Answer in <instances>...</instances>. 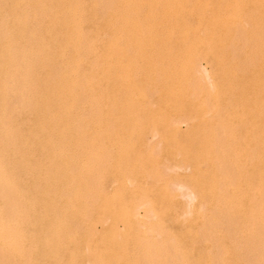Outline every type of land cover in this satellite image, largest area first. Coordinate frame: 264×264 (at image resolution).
<instances>
[{
    "label": "rangeland",
    "instance_id": "obj_1",
    "mask_svg": "<svg viewBox=\"0 0 264 264\" xmlns=\"http://www.w3.org/2000/svg\"><path fill=\"white\" fill-rule=\"evenodd\" d=\"M0 1H2L0 8L4 6L3 13H0L3 17L5 15L9 16V19L7 16L4 17L5 21H2V16L0 17V21L3 22L0 23L3 24V27H6L4 29L2 27L3 31H1L0 36L3 37L6 32H9L6 33L7 35L5 34L7 37H0L5 40L3 43L0 39V43H3L2 47L7 46L6 48L3 47V51L5 49L4 53L7 52L8 42H10L8 40L13 38L15 41L12 43L11 40L8 48L10 52L5 53L10 56H8L9 58L2 55V49V53L0 52V58L2 56L6 58L5 60L2 57L3 65L0 63V66H2L0 69L2 70L4 64H7L9 69L5 65L4 67L7 69L3 70H7V73L11 71L10 76L5 71L0 72L2 74L3 72L6 73L8 78L10 77L7 81V77L5 80V75L1 74L0 85L3 86V82L1 83L3 79L7 83L9 81L14 83L11 87L10 83L4 82L5 86H0L2 90H0V97L6 98L4 95L6 94V88L9 89L7 90L8 94L12 93L11 95H13L14 92H17L12 97L9 94L11 98H6L5 103L3 98H0V105H2L0 120L3 123L0 121V125L4 129L0 130V132L4 131L0 133V137L2 134L4 136L3 141L2 137L0 138V168L2 167L0 176L3 177L0 178V218L3 219L0 220L2 222L0 223L2 226L0 227V234L4 235L3 238L0 235V242L4 240V244L3 242L0 243V245H4L0 246V249L3 247L0 254L5 258L6 255L8 256L7 259L2 257L5 260L4 264H103L104 262L106 264H264V0H103L105 3L102 0H97L98 3L94 1L93 5L97 4L98 6L92 5L93 7L90 5L93 0H89L90 3L87 0L90 7L88 4L85 5L86 3L80 4V1L73 0V3H75H72L73 5H76V3H79L78 6L82 5L81 7L76 5L77 8L75 7V9L77 10H80L83 5L88 7H83L80 10L81 12L92 8L91 11L96 12V14L91 12L97 17H95V21L94 16L90 17L89 10L83 13V16L86 17L81 16L82 13L79 12L80 15L77 11L83 17L79 18V15L77 14V17L76 12H74V6H70V10H73L76 18L73 12L67 8L71 1L40 0V2L38 0L37 2V0H32L34 2H31L33 3L31 5L29 3L31 0H26L33 9V14L36 9L42 11L47 8L46 10H48L49 6L51 12L44 10L43 13L45 14H43L36 11L35 16L28 15L29 18L22 16L21 21H18V24L21 22L19 24V26L21 25V34L16 21L19 15L17 17L16 14L25 12L24 14L27 15L29 10L31 12V8L28 9L29 6L25 4L27 3L25 0H20L25 2L13 0V3L11 0L12 4L9 0ZM16 1L21 7V12L19 8V10L17 9L18 13L16 11L18 6ZM84 2L86 1L84 0ZM5 3L7 6L9 3L10 6L16 4V8H14V5L13 8L3 5ZM20 3H23L25 8ZM58 3L62 9L66 8L64 14L62 13L63 10L60 11L58 8L60 7ZM5 8L7 14L4 12ZM10 8L15 9V15ZM100 11L105 13V15L102 14L104 18ZM66 12H70V16ZM23 13L21 15H24ZM52 13L59 14V17ZM39 14H41L42 19H40ZM13 15L16 20L13 19ZM37 15L39 18H36ZM48 15H53L54 19L58 17L56 23L61 24H58V26L55 23L56 20H53L50 16L47 17ZM71 15L74 16V20ZM33 17L36 25L32 23ZM100 17L102 18L100 19ZM24 18L30 20L32 26H30V23L25 22L29 24L26 28L25 23L22 22ZM47 18L48 20L52 18L53 21L51 19L48 21ZM6 19L9 20V23ZM65 19L68 22H66L67 24ZM77 19H81V21ZM97 19L98 21L104 19L105 24H102L104 20L97 22ZM75 20L77 21L75 22ZM84 20H87L86 22L89 24L92 23L91 21L97 22V24L93 22L90 26L87 25L89 27L86 26L87 29ZM10 21L12 23L14 21V25L10 24ZM4 22L9 25L10 31L7 25H4ZM39 22H42V24ZM43 22L46 23L45 26H48L47 22H49V25L53 27L48 26V29L46 27V30H44ZM63 22L65 26L69 24L71 30L67 31L66 27L62 25ZM71 23L74 28L79 27L78 30L84 26V30L81 28V32L79 31L80 35L76 28L75 30L72 29ZM91 25H94V27H91ZM101 25L104 29H100ZM36 26L43 28H39L42 34L37 32L39 30ZM57 26L60 28H57ZM30 27L31 30H29ZM33 27L37 29L35 30ZM16 28L18 31H16ZM25 28L28 30L25 31ZM97 29H100V32ZM57 30H59V34L62 32V35L57 34ZM72 30L74 33L71 32ZM27 31L32 32L33 36L35 35V38L26 35L27 39H32L29 40L30 44L32 42L31 47H35L40 43V47H35L40 52L37 51L36 53V50L32 47L34 55L29 53L32 50H28L29 52L26 50L30 46L24 35ZM12 32H17L19 35ZM29 32L27 33L30 34ZM36 32L38 35H36ZM46 32H52L51 36L48 35V37ZM88 33L91 34V37ZM9 34L16 36L12 37ZM76 34L81 39L77 40ZM82 34L83 36L80 37ZM86 34L88 38L85 37ZM39 35L43 39V41L40 40L41 42H38L40 37L37 38V36ZM55 35H59L62 40L58 36L55 37ZM20 36H24L25 38L22 37L24 40L21 39V42H16L21 38ZM29 36L30 38H28ZM53 37L57 41L54 39L52 41L51 38ZM68 37L71 38V41H67ZM49 39L50 41H48ZM22 41L26 42L23 43ZM72 41L78 46L72 44ZM56 42L60 46L56 47L54 45L57 49L55 54L64 53L63 55L56 56L53 53L55 51H53L54 46L52 45ZM16 43L18 47L13 50L12 45L15 47ZM36 43L38 44L36 45ZM42 43L44 45L48 44L46 47L48 50L45 49ZM84 43L85 47L81 49ZM87 43H93L94 48L89 44L88 49ZM71 44V47H76V55L74 56L78 55L77 58L75 57L77 63L74 60V53L71 54L70 52H74V49L70 48ZM79 45L82 51L79 49ZM115 45L116 47H114ZM41 47L43 48L42 52ZM67 47L70 48V51ZM95 47L96 50H93ZM17 48H19L18 52H16ZM59 48L62 53L59 52ZM10 49L15 51L16 54ZM21 49L23 50L21 51ZM79 50L81 53H78ZM87 50L93 54L91 55ZM97 50L98 52H96ZM51 52L53 55L50 54ZM83 52L86 53V56L83 55ZM65 53H70L71 56L70 54L65 55ZM16 55L18 57L21 55L19 57L21 60H16L18 58ZM23 55L26 56L22 58ZM14 56L15 58H13ZM31 56L33 59H31ZM38 56L41 58L38 59L40 62L37 61ZM54 56L55 58L58 57L56 59L58 64L54 60ZM87 56H94L95 58L93 57L92 60L91 57L88 61ZM7 58L10 60L13 58L11 60L13 62L7 61ZM46 59L48 60L44 61ZM22 60L26 62H23L20 67ZM59 60L64 63L59 65V62H61ZM17 61L19 62L17 63ZM14 62L18 65L15 64V69L17 68L15 72L21 68L23 70L29 65L27 67L29 69H24L23 72L30 73L28 71L33 70L31 72L35 74L33 77L36 79L40 77L38 80L41 83L35 79L34 81L33 77H29L32 76L31 73L28 76L27 73L22 75L23 72L20 70V74L25 76L22 80L21 75H16L13 70H10L14 69ZM37 62H39L38 64L44 63H41L40 66L37 65V69H35ZM68 62L70 65H67ZM100 62L103 65H99ZM23 64H27V66ZM63 65L66 66L65 73L62 70L65 76L62 75L61 71L58 72V70L64 69ZM98 65L101 68L100 70ZM67 66L68 69L71 67V72L67 69ZM35 70H38V72L36 71V73ZM55 72L61 73V76L58 77L56 74L54 76ZM12 74H14L13 77ZM84 75L87 76L85 77L87 79L83 77ZM93 75L95 77L92 78ZM16 76L17 78H14ZM18 76L22 80L20 85L23 86L21 88L25 89H22L23 92L18 83L20 81L16 82V80H19ZM62 76L64 81L65 77L66 79L69 77L71 81L66 80L64 82ZM91 78L94 81H91ZM57 80H61L66 84L70 82L71 85L74 81L76 84L71 86L68 83L65 87L63 86L65 89H62L61 81L58 83ZM30 81L31 83H29ZM22 82L24 83L22 84ZM63 82L62 84H64ZM86 82L92 83L90 84L92 86L89 84L90 87L84 85L83 83ZM39 84L43 88L38 87L37 93L34 86H39ZM8 85L11 88L14 86L17 88L18 86L17 89L20 91H14V88L10 90ZM32 86L34 88H31ZM54 87L58 89L55 94L59 97L51 95L54 94L52 91H55ZM68 88L69 94L67 93ZM31 91H33V96L35 94L36 97L29 96ZM59 91L60 93H58ZM64 91L65 95H63ZM73 91L80 94L78 95ZM2 92L4 93L1 94ZM19 92L21 96L24 95V98L22 97L24 102L20 99ZM45 92L46 95L43 94ZM40 93L42 96H40ZM8 94L6 95L8 96ZM15 95H19L18 98ZM83 95L89 97L82 101L79 96L85 98ZM27 97H31L30 101ZM62 98L66 99L63 100ZM69 98L72 99L68 101ZM8 99L14 101L10 103ZM32 99L35 101L37 99V101H32ZM50 99L55 102L49 101ZM72 100L73 102H71ZM75 100L79 101L77 105L73 104ZM26 101L30 102H27V107L25 106ZM29 104L34 107L31 109ZM40 104H43L42 107H40ZM49 104L51 106L48 107ZM44 105L46 106L44 107ZM78 105L80 107H77ZM5 106H9L6 111L14 109L13 106H18V110L15 108L18 112L14 109V113L11 111L9 112L10 116H8V111L6 112L4 111L5 108L3 109ZM20 106L21 108H19ZM37 107L38 109H36ZM50 107L53 109L51 110ZM43 108L46 112H48L47 108L50 109V114H48L51 117H45L48 114L44 112ZM2 110L3 113L6 112L8 115L6 113L3 115ZM53 111L55 112L53 113ZM15 112L16 114L19 113L24 120L19 114L15 118ZM62 114L65 121L61 118ZM3 116V119L6 118L5 122L2 120ZM20 120H23V125L20 124ZM7 121L11 131L6 129L8 127V124L6 125ZM55 122L58 124L56 125ZM35 125H38V127ZM2 127L0 128L2 129ZM23 127L25 128L21 129ZM5 129L8 132H5ZM19 129L23 131L19 133ZM29 130L31 133L28 132ZM10 132L12 134H9ZM53 132H55V135ZM16 135L19 136L16 137ZM21 139H23L22 142ZM9 141H12V144ZM15 144L19 146L16 147ZM14 151L18 155L13 154ZM8 155L10 156L7 158ZM16 155L21 156L17 157ZM18 161H21L22 165ZM34 161L37 162L34 163ZM214 161H216V165ZM198 168L202 170L199 171ZM146 176L149 178L147 179ZM1 190H8L7 194ZM166 196L170 198L167 200ZM2 197L5 203L10 206H6L7 209L4 207L6 204ZM203 201L204 203H201ZM200 203L201 205L204 204L203 209L200 208L203 206H200ZM133 204L136 206L133 207ZM149 207L156 214L155 217L154 213L149 215L151 213ZM2 208L7 211L4 212ZM12 208L16 209L13 210ZM133 208H135V212H133L137 215L130 214ZM4 214L11 216L13 222L8 215L3 218L2 215ZM131 215L132 217L136 216L133 222L131 221L133 218H130ZM182 215L185 217H181ZM197 215L198 217H196ZM111 216H113L112 219ZM151 216L153 217L151 218ZM156 218L158 224L161 222L160 227L155 224ZM193 218H198L196 219L197 222ZM205 220L209 221L210 226ZM4 222L6 226H9L7 228L11 227V229L7 230L3 224ZM3 226L5 230H3ZM162 227L163 229H160ZM188 227H190V230L187 229ZM152 228L155 229L154 233L150 231V229L153 230ZM156 229L159 230L156 231ZM206 229L210 232L207 231V233ZM13 231L15 233H12ZM13 234H15V238H10ZM17 237L18 240L14 241ZM170 237L173 238L171 241ZM167 238L170 242L166 240ZM6 240L9 244L5 243ZM90 242L93 244H90ZM95 246H97V249ZM5 247H8L6 248V250L8 249L7 252L12 254H5L7 253ZM15 248L17 250H14ZM11 249L13 250L11 251ZM208 250L212 253L209 254ZM172 253L173 255L170 256ZM175 255L176 259H174ZM9 257L11 258L9 259ZM1 259L0 264L3 262ZM11 259L12 263H10ZM7 261L9 262L7 263ZM168 261L169 263H167Z\"/></svg>",
    "mask_w": 264,
    "mask_h": 264
},
{
    "label": "bare ground",
    "instance_id": "obj_2",
    "mask_svg": "<svg viewBox=\"0 0 264 264\" xmlns=\"http://www.w3.org/2000/svg\"><path fill=\"white\" fill-rule=\"evenodd\" d=\"M7 1H8V0H7ZM9 1H10V3H11V0H9ZM14 1H15V0H14ZM17 1L19 2L20 0H17ZM17 1H16V4L18 3ZM25 1H26V0H25ZM25 1H20V2H25ZM28 1H29V0H28ZM28 1H26L27 3H25V4H27L28 6H29V3L34 2V1L31 0V1L28 3ZM39 1H40V0H39ZM51 1H52V0H51ZM56 1H59V0H56ZM63 1H64V2H69V1H71V2H70V5H69V3H67V5H69L67 8H69V10H70V8H71L70 6H74L73 9H74V12H76V15L80 12V13H82V15H81L80 13H79V14H80L81 16H83V13H84V12L86 13L87 10H89L90 13L93 12V11H91L92 8L87 9V10L85 9V11L82 10V12H81L80 10H81L83 7H84V8H88V7H85L84 5H83L82 8H80V10L75 9L76 5H77V7H81L82 5L78 6L79 3H78V4L76 3V5H73V4H75V3H73V0H67V1L63 0ZM78 1H80V4H81V3H83V4L86 3L85 5L88 4V3H87V0H85L86 2H84V0H78ZM81 1H82V2H81ZM88 1H89V0H88ZM94 1H96V3H98L97 0H93V2H91L92 4H91L90 1H89L91 7H93V6H95V5L98 6L97 4L93 5V4H94ZM102 1H103V0H102ZM105 1H106V0H105ZM105 1H103V2L105 3ZM1 2H2V1H0V4H1ZM5 2H6V1H5ZM37 2H38V0H37ZM40 2H41V1H40ZM40 2H39V3H40ZM44 2H45V1H44ZM48 2H49V1H48ZM61 2H62V1H61ZM74 2H76V1H74ZM3 3H4V2H3ZM10 3H9L8 6H9V7H12L14 4H13L12 6H10ZM12 3H13V0H12ZM12 3H11V4H12ZM14 3H15V2H14ZM45 3H46V2H45ZM54 3H55V1H54ZM72 3H73V4H72ZM16 4L14 5V8H16V7H15ZM20 4H21V3H20ZM25 4H24V5H25ZM34 4H35V3H34ZM51 4H52V3H51ZM58 4H59V3H58ZM71 4H72V5H71ZM3 5H6V3L3 4ZM17 5H18V4H17ZM31 5H33V3H31ZM35 5H36V4H35ZM47 5H48V4H47ZM53 5H54V4H53ZM55 5L58 6L57 4H55ZM65 5H66V4H65ZM67 5H66V6H67ZM90 5L88 4L89 7H90ZM92 5H93V6H92ZM104 5H105V4H104ZM104 5H103V6H104ZM133 5H134V4H133ZM6 6H7V5H6ZM6 6H5V7H6ZM8 6H7V7H8ZM21 6H23V3L21 4ZM36 6H37V5H36ZM38 6H39V5H38ZM42 6H43V5H42ZM42 6H40V7L42 8ZM59 6L61 7L60 4H59ZM103 6H101V7L104 8ZM127 6H129V4H127ZM237 6H238V5H237ZM7 7H6V8H7ZM23 7H24V6H23ZM33 7H34V6H33ZM44 7H45V4H44ZM46 7H48V6H46ZM54 7H55V6H54ZM54 7H53V8H54ZM60 7H58V8L60 9V11L63 10V11H62V13H63L64 10H65L66 8L62 9V7H61V8H60ZM64 7H65V6H64ZM77 7H76V8H77ZM131 7H132V6H131ZM3 8H4V6H3ZM3 8H2V7L0 8V9H1V10H0L1 13H3V10H2ZM6 8H5V11H4L5 14H7V13H6ZM12 8H13V7H12ZM12 8H10V9H12ZM18 8L20 9L21 7H19V5L17 6V8H16L17 13H18V10H19ZM24 8H25V7H24ZM24 8H23V9H24ZM27 8H28V7L26 6V9H27ZM30 8H31V7L29 6L28 9H30ZM36 8H37V7H36ZM36 8H35V9H36ZM49 8H50V6L48 7V10H49ZM51 8H52V7H51ZM56 8H57V7H56ZM56 8H55V10H56ZM94 8H95V7H94ZM17 9H18V10H17ZM38 9H40V8H38ZM46 9H47V8H45L44 10H46ZM99 9H101V8H99ZM24 10H25V9H24ZM32 10H33V9L31 8V12H30V10H29V11H28L29 13H28L27 15H25V14H24L25 12H24V13L21 12V9H20V12H21L20 14H16V13L14 12L15 9H14V10L12 9L11 12L13 11V12H14V15L16 14V16L19 15L20 18L17 16L19 19L17 18V20H16V18H15L14 15H13L12 17H14L13 19L16 20V21H17V24H18V21H19V20L21 21V17H22V16H23V17H24V16H27V17H28V15H29V16H33L34 14L36 15V13H35L36 11H37V13H39V12H42V13H43V11H44V10L41 11V10H37V9H36L35 11H33V12H34V14H33V13H32ZM48 10H46V11H48ZM52 10H54V9H52ZM55 10H54V11H55ZM69 10H68V11H69ZM25 11H26V10H25ZM49 11H50V10H49ZM70 11H71V10H70ZM77 11H78V13H77ZM94 11H95V10H94ZM98 11H99V10H98ZM98 11H97V13H98ZM101 11H102V9H101ZM101 11H100V12H101ZM103 11H104V10H103ZM7 12H8V11H7ZM13 12H12V13H13ZM26 12H27V11H26ZM50 12H51V11H50ZM50 12H48V13H50ZM55 12H56V11H55ZM71 12H73V10H72ZM74 12H73V15L75 16ZM104 12H105V11H104ZM104 12H103V13L101 12L100 14H101V15H102V14L105 15ZM1 13H0V17L2 16ZM22 13H23L24 15H21ZM31 13H32V14H31ZM42 13H41V14H42ZM48 13H46V14H48ZM58 13H59V10H58ZM60 13H61V12H60ZM62 13H61V14H62ZM66 13H67V15H68L70 12H66ZM66 13H65V15H66ZM87 13H88V12H87ZM90 13H89V14H90ZM93 13H94V12H93ZM30 14H31V15H30ZM41 14H39L40 19H42V18H41ZM43 14H45V13H43ZM43 14H42V15H43ZM50 14H51V13H50ZM52 14H54V13H52ZM55 14L59 17V14H57V13H55ZM55 14H54V15H55ZM63 14H64V13H63ZM70 14H71V13H70ZM70 14H69L68 16H70ZM79 14H78V15H79ZM94 14H96V12H95ZM100 14H98V15H100ZM3 15H4V14H3ZM35 15H34V16H35ZM78 15H77V17H78ZM80 15H79V18L81 17ZM6 16H7V15H5L4 17H6ZM43 16H44V15H43ZM49 16L52 17V18L54 17L53 15H52V16H51V15H48L47 17H49ZM57 16H55V17H57ZM60 16H61V15H60ZM74 16L71 15V18H72L73 20L75 19V18H73ZM89 16H90V15H89ZM89 16H88V18H89ZM92 16H94V15L91 13V16H90V17H92ZM102 16H103V15H102ZM4 17H3V16L1 17V18H3L2 21H5V18H4ZM27 17H26V18H27ZM37 17H38V15L36 16V18H37ZM39 17H38V18H39ZM44 17H45V16H44ZM58 17L55 18V19L53 18V20H56V19L58 20ZM61 17H62V16H61ZM64 17H65V16H64ZM64 17H63V18H64ZM75 17H76V16H75ZM77 17H76V18H77ZM83 17H86V16H83ZM83 17H81V18H83ZM95 17H96V16H94V21L96 20ZM1 18H0V20H1ZM7 18L9 19V16H7ZM26 18H24L25 20L23 19L22 22H23V23H25V22L30 23V22H29L30 20H28V19H26ZM28 18H29V17H28ZM36 18H35V20H36ZM45 18H46V17H45ZM52 18H49V20L51 19V21H53ZM66 18H67V16H66ZM68 18H69V17H68ZM96 18H97V17H96ZM101 18H102V17H100V19H101ZM103 18H104V16H103ZM40 19H39V20H40ZM43 19H44V18H43ZM61 19H62V18H61ZM86 19H87V18H86ZM6 20H7V19H6ZM10 20H11V19H10ZM26 20H28V21H26ZM32 20H33L32 23H34V17H33ZM37 20H38V19H37ZM47 20H48V18H47ZM49 20H48V21H49ZM57 20L55 21V23L57 22ZM63 20H64V19H63ZM73 20H72V21H73ZM77 20H78V19H77ZM77 20H75V22H76ZM90 20H91V19H90ZM92 20H93V19H92ZM103 20H104V19H103ZM103 20H101V21L99 20V21H98V19H97V22H102ZM2 21H0V22H2ZM8 21H9V20H7V22H8ZM78 21H81V19L78 20ZM84 21L86 22L87 20H84ZM94 21H91V22L93 23ZM10 22H11L10 24L14 25V24H13L14 21H13V23H12V21H10ZM44 22H45V21H44ZM44 22H43L44 27H45L44 30H46V27H47V29H48V26H52V25H49V22H47L48 26H45L46 23H44ZM58 22H59V21H58ZM66 22H67V21H66V19H65V23H66ZM75 22H73V23H75ZM89 22H90V21H89ZM97 22H96V23L94 22V23L97 24ZM104 22H105V20L102 22V24H103ZM2 23H3V22H2ZM8 23H9V22H8ZM39 23L42 24V22H39ZM50 23H51V22H50ZM53 23H54V22H53ZM53 23H52V24H53ZM63 23H64V22H63ZM65 23L62 24V25L65 26ZM67 23H68V22H67ZM67 23H66V24H67ZM79 23H82V22H79ZM79 23H78V24H79ZM92 23H90V24H92ZM15 24H16V23H15ZM17 24H16V25H17ZM19 24H21V22H19ZM19 24L17 25V28H19V31H20V26H21V25L19 26ZM34 24L36 25V22H35ZM56 24L58 25L59 23H56ZM60 24H61V23H60ZM60 24H59V25H60ZM76 24H77V23H76ZM83 24H84V23H83ZM83 24H81V25L83 26ZM90 24H89L88 22H86V24H84V25H85V28L89 27ZM99 24H100V23H99ZM104 24H105V23H104ZM0 25H1V27H0V28H1V30H0V34H2L1 31H3V30H2L3 24L0 23ZM4 25H7V24H5V22H4ZM12 25H11V26H12ZM16 25H15V27H16ZM24 25H26V28H28V25H29V24H26V23H25ZM38 25H40V24H38ZM59 25H58V26H59ZM71 25H72V23H71ZM87 25H89V26H87ZM18 26H19V27H18ZM22 26H23V25H22ZM30 26H32L31 23H30ZM58 26H57V28H60V27H58ZM64 26H63V28H64ZM79 26H80V25H79ZM86 26H87V27H86ZM96 26H98V25H96ZM103 26H104V25H103ZM8 27H9V25H7V28H8ZM12 27H14V26H12ZM12 27H11V28H12ZM36 27H38V26H36ZM52 27H53V26H52ZM65 27H66L65 29H66L67 31L71 30V28L69 27V24L66 25ZM71 27H72V29L74 28L73 25H72ZM83 27H84V26H83ZM83 27H80V30H81V28L83 29ZM91 27H94V25H93V26L91 25ZM91 27H90V31H91ZM99 27H100V25H99ZM4 28H6V27H3V29H4ZM17 28H16V31H18ZM26 28L24 29L25 31L28 30V29H26ZM33 28H34L35 30L37 29V28H35V27H33ZM39 28H42V27L39 26V27H38V30H39ZM49 28H50V27H49ZM55 28H56V27L54 26V29H55ZM61 28H62V26H61ZM68 28H69V29H68ZM75 28H76V27H75ZM75 28H74L73 30H75ZM78 28H79V27L76 28V31L78 30ZM95 28H96V27H95ZM102 28H103V27H102V25H101V28H100V29H102ZM31 29H32V28L30 27L29 30H31ZM42 29H43V28H42ZM87 29H88V28H87ZM92 29L94 30V28H92ZM100 29H97V31H99ZM103 29H104V28H103ZM6 30H7V29H6ZM8 30L10 31V28H8ZM12 30H13V28H12ZM14 30H15V29H14ZM50 30H51V28H50ZM61 30H62V29H61ZM63 30H64V29H63ZM63 30H62V31H63ZM73 30L71 31L72 33H74ZM80 30H78V33H79ZM83 30H84V29H83ZM93 30H92V33L94 32ZM40 31H41V30H39V31H37V32H40ZM52 31H53V30H52ZM58 31H59V30H57V34H59ZM64 31H65V30H64ZM76 31H75V32H76ZM86 31H87V30H86ZM86 31H85V32H86ZM27 32H29V31H27ZM27 32H26V33H27ZM37 32H36V35H38ZM41 32H42V31H41ZM41 32H40V34H42ZM44 32H45V31H44ZM55 32H56V30H55ZM60 32H61V31H60ZM80 32H81V31H80ZM99 32H100V31H99ZM4 33H5V32H4ZM6 33H9V32H6ZM6 33H5V34H6ZM12 33H13V34H16V35H19V33H17V32H16V33H15V32H12ZM23 33H24V31H23ZM26 33L24 34L25 37H26V39H27V36H26V35H31V38H32V36H33V35L31 34L32 32H31V33L29 32L30 34H28V33L26 34ZM49 33H50V32H46L47 36H48V35L51 36L52 32H51L50 34H49ZM78 33H77V34H78ZM103 33H104V31H103ZM5 34H4V36H5ZM10 34H11V33H10ZM10 34H9V35H10ZM20 34H21V31H20ZM54 34H55V33H54ZM60 34L62 35V32H61ZM60 34H59V35H60ZM65 34H66V33H65ZM65 34H64V35H65ZM68 34H69V33H68ZM77 34H76V35H77ZM101 34H102V32H101ZM236 34L238 35V33H236ZM6 35H7V34H6ZM16 35H10V36L15 37ZM59 35H55V37H56V36L59 37ZM64 35H63V36H64ZM70 35H71V34H70ZM79 35H80V33H79ZM84 35H85V34H84ZM88 35H89V33H88ZM90 35H91V34H90ZM90 35H89V36H90ZM96 35H98V34H96ZM103 35H104V34H103ZM234 35H235V34H234ZM241 35H242V34H241ZM4 36H3V37H4ZM49 36H48V37H49ZM63 36H62V37H63ZM67 36H68V35H67ZM74 36H75V34H74ZM82 36H83V34H82L80 37H82ZM93 36H94V35H93ZM227 36H228V35H227ZM235 36H236V35H235ZM0 37L3 38L2 35H1ZM5 37H7V36H5ZM12 37H11V38H12ZM20 37H21V36H20ZM22 37H24V36H22ZM22 37L19 39L20 41L17 39L18 41H16V42H21ZM25 37H24V38H25ZM33 37L35 38V35H34ZM38 37H40V38L38 39V40H39L38 42H41L40 40L43 41V39H41V36H40V35L37 36V38H38ZM42 37H43V36H42ZM44 37H45V36H44ZM58 37H57V38H58ZM72 37H73V36H72ZM77 37H78V38H77ZM77 37H76L77 40L81 39V38H79L78 35H77ZM85 37H87V34H86ZM90 37H91V36H90ZM101 37H102V36H101ZM101 37H100V39H101ZM1 38H0V39H1ZM17 38H18V36H17ZM28 38H30V36H29ZM34 38H33V40H34ZM46 38H47V37H46ZM59 38H60V37H59ZM59 38H58V39H59ZM63 38H64V37H63ZM65 38H66V37H65ZM68 38H69V37H68ZM68 38H67V41H71V40H70L71 38H69V39H68ZM87 38H88V37H87ZM95 38H96V37H95ZM98 38H99V37H98ZM222 38H224V37H222ZM233 38H234V37H233ZM8 39H9V38H8ZM14 39H15V38H14ZM26 39H25V40H26ZM47 39H48V38H47ZM52 39H54V37L51 38V40H52ZM60 39H61V38H60ZM60 39H59V40H60ZM73 39H74V38H73ZM73 39H72V40H73ZM76 39H75V40H76ZM82 39H84V38H82ZM1 40H2V42L4 43L5 40H4V39H1ZM1 40H0V42H1ZM6 40H7V39H6ZM11 40H12V43H13V41H14L13 38L10 39V40H8V41H10V42L7 41L8 44H9V45H8V48H9V46H10ZM22 40H24V39H22ZM29 40H30V39H27V40H26V41L29 42L28 44L30 45V46H29V49H26V50H27V51H28V50H29V51L32 50V52H29V51H28V52L33 54V49H35V47L39 46L40 43H39V44L36 43V45H37V44H38V45L35 46V47L32 46V47H33V49H32V47H31L32 42H31V44H30V41H31L32 39H31L30 41H29ZM35 40H37V39H35ZM54 40H56V38H55ZM59 40H58V41H59ZM61 40H62V39H61ZM77 40H76V42H77ZM89 40H90V39H89ZM26 41H24V42H26ZM46 41H47V40H46ZM46 41H45V42H46ZM48 41H50V39H49ZM52 41H53V40H52ZM56 41H57V40H56ZM64 41H65V40H64ZM73 41H74V40H73ZM73 41H72V44L75 45L76 43H73ZM80 41H81V40H80ZM82 41L84 42V40H82ZM14 42H15V41H14ZM22 42H23V41H22ZM24 42H23V43H24ZM78 42H79V41H78ZM85 42H86V41H85ZM87 42H88V41H87ZM89 42H91V41H89ZM3 43H2V44H3ZM33 43H34V41H33ZM52 43H53V42H52ZM57 43H58V42H56V43L53 44L52 46L55 45L56 47H57V46L59 47L60 45H57ZM60 43H61V42H60ZM68 43H69V42H68ZM70 43H71V42H70ZM70 43H69V44H70ZM0 44H1V43H0ZM2 44H1V48H0V52H1V53H2V51H3V47H4V46L2 47ZM5 44H6V43H5ZM5 44H4V45H5ZM20 44L22 45V43H20ZM61 44H63V43H61ZM64 44H65V42H64ZM72 44L70 45V48H71L72 50L74 49V52H73V51H70V48H69V47H67V48H69V51L71 52V54L74 53V54H73V56H74V55H76V53H75V48H76L78 45L76 44L77 46L75 45L76 47L74 46V48H73V47H71ZM87 44H88V43H87ZM89 44H90V43H89ZM89 44H88V49H89ZM92 44H93V43H92ZM92 44H90V46H91ZM21 45H19V46H21ZM24 45L27 46L26 44H24ZM42 45H44V44L42 43ZM47 45H48V44H47ZM47 45H46V44L44 45V46H45V49H46ZM49 45H51V44L49 43ZM66 45H67V44H66ZM80 45H81V42H80ZM80 45H79V49H80ZM5 46H6V45H5ZM25 46H24V47H25ZM44 46H43V48H44ZM52 46H51V48H52ZM55 46L53 47L54 49L56 48ZM61 46H62V45H61ZM67 46H68V45H67ZM82 46H83V47H82ZM82 46H81V49H83V48L85 47V43H84ZM86 46H87V45H86ZM6 47H7V46H6ZM6 47H4V48H6ZM16 47H18V46H17V43H16V46H15V47L12 45V48H14L13 50H15ZM30 47H31V49H30ZM39 47H40V46H39ZM39 47H38V48H39ZM91 47L94 48L93 45H92ZM114 47H116V45H115ZM114 47H113V49H114ZM8 48L6 49V50H7V52H5L6 54H7L8 52H10ZM19 48H21V47H19ZM19 48H17V51H16V52H18V49H19ZM26 48H28V47H26ZM43 48L41 47V49H40L41 52H42V49H43ZM62 48H66V47H62ZM86 48H87V47H86ZM92 48H91V49H92ZM118 48H119V47H118ZM1 49H2V51H1ZM45 49H44V50H45ZM54 49H53V51H55V52H53V53L55 54L57 49H55V50H54ZM81 49H80V50H81ZM110 49H111V48H110ZM10 50H12V49H10ZM13 50H12V51H13ZM22 50H23V49H21V51H22ZM35 50H36V49H35ZM46 50H48V49H46ZM58 50H60V48H59ZM63 50H64V49H63ZM80 50L78 51V53L80 52ZM84 50H85V49H84ZM93 50H96V47H95V49H93ZM235 50H236V48H235ZM235 50H234V51H235ZM4 51H5V49H4ZM4 51H3L2 55H5V57H8L9 55H6V54L4 53ZM23 51H24V54H25V48H24ZM37 51L40 52L39 50H36V53H37ZM50 51H52V49H50ZM66 51H67V50H66ZM66 51H65V52H66ZM81 51H82V50H81ZM87 51H88V50H87ZM13 52H15V51H13ZM16 52H15V54H16ZM59 52H61V50H60ZM59 52H57V53H59ZM67 52H68V51H67ZM85 52H86V51H85ZM85 52H83V55L86 54ZM90 52H91V51H90ZM90 52L88 51V53H90ZM92 52H93V51H92ZM96 52H98V50H97ZM113 52H114V51H113ZM239 52H240V51H239ZM19 53H20V50H19ZM46 53H49V52H46ZM61 53H62V52H61ZM80 53H81V52H80ZM99 53H100V51H99ZM9 54L11 55L12 53H9ZM21 54H22V53H21ZM42 54H43V53H42ZM50 54H52V52H51ZM63 54H64V53H63ZM63 54H60V55H63ZM66 54H70V53H65V55H66ZM71 54H70V56H71ZM90 54H91V53H90ZM92 54H93V53H92ZM92 54H91V55H92ZM100 54H102V53H100ZM2 55H1V56H2ZM26 55H27V53H26ZM26 55H23L22 58H24V56H26ZM33 55H34V54H33ZM35 55H36V54H35ZM37 55H38V54H37ZM52 55H53V54H52ZM55 55L58 56L59 54H58V55L55 54ZM60 55H59V56H60ZM65 55H64V56H65ZM87 55H88V54H87ZM12 56H13V55H12ZM20 56H21V55H20ZM20 56H19V57H20ZM28 56H29V55H28ZM40 56H41V54H40ZM44 56H45V55H44ZM46 56H47V55H46ZM77 56H78V55H77ZM77 56H74V60H75V57L77 58ZM81 56H82V55H81ZM85 56H86V55H85ZM88 56H89V55H88ZM88 56H87V57H88ZM99 56H101V55H99ZM2 57H3V56H2ZM2 57L0 58V59H1V60H0V63L3 65V63H2ZM9 57H10V56H9ZM9 57H8V58H9ZM16 57H18V55H16ZM19 57L16 58V60H17V59H20ZM36 57H37V56H36ZM82 57H83V56H82ZM91 57H92V56L88 57V61H89V58H91ZM93 57H94V56H93ZM93 57L91 58L92 60H93ZM3 58H4V57H3ZM8 58H7V59H8ZM13 58H15V56H14ZM13 58H12V59H13ZM26 58H27V57H26ZM50 58H51V57H50ZM53 58H55V56H54ZM53 58H52V59H53ZM57 58H58V57H57ZM57 58H55L54 60H56ZM59 58H60V57H59ZM72 58H73V57H72ZM94 58H95V57H94ZM4 59L6 60V58H4ZM4 59H3V60H4ZM12 59H11V60H12ZM28 59H30V58H28ZM31 59H33L32 56H31ZM38 59H41V58L38 56L37 61H39ZM60 59H61V58H60ZM63 59H64V58H63ZM5 60H4V61H5ZM11 60L8 59L7 61H11ZM20 60H21V59H20ZM23 60H24V59H23ZM23 60H22V62L20 61V62H21L20 67H21L22 63L24 62ZM26 60H27V59H26ZM42 60H43V59H42ZM47 60H48V59H46V60H44V61H47ZM71 60H72V59H71ZM71 60H70V62H71ZM7 61H6V62H7ZM14 61H15V60H14ZM27 61H29V60H27ZM31 61H32V60H31ZM33 61H34V60H33ZM59 61H61V60H59ZM11 62H13V61H11ZM18 62H19V61H17V63H18ZM25 62H26V61H25ZM25 62H24V63H25ZM29 62H30V61H29ZM29 62H28V63H29ZM34 62H36V61H34ZM39 62H40V61H39ZM39 62L36 63V68H35V66H34L35 69H37V65L40 66L41 63H42V64L44 63V62H41L40 64H38ZM50 62H51V61H50ZM56 62H57V60H56ZM65 62H66V61H65ZM72 62H74V61H72ZM75 62L77 63L76 60H75ZM9 63H10V62H9ZM17 63L14 62V65L12 64L14 69H10V70H13L14 73H15L16 75H21V74H20V70H21L22 68L20 69V67H19L18 70H19V69H20V70L17 71V72H15L16 69H17V68L15 69V67H16L15 64L17 65ZM30 63H31V62H30ZM46 63H47V62H46ZM61 63H62V61L59 62V65H62L64 62H63L62 64H61ZM68 63H69V62H68ZM68 63H67V65H70V63H69V64H68ZM92 63H93V62H92ZM10 64H11V63H10ZM47 64H48V63H47ZM57 64H58V62H57ZM57 64H56V66H58ZM65 64H66V63H65ZM71 64H72V63H71ZM73 64H74V63H73ZM100 64H101V62L99 63V65H100ZM5 65L7 66V64H4V66H5ZM23 65L27 66V64H23ZM34 65H35V63H34ZM52 65H53V63H52ZM76 65H77V64H76ZM76 65H74V66L76 67ZM89 65H90V64H89ZM99 65H98V67H99ZM101 65H103V64H101ZM4 66H3V69L6 68V67H4ZM17 66H18V65H17ZM28 66H29V65H28ZM28 66H27V67H28ZM31 66H32V65H31ZM56 66H54V67L56 68ZM74 66H72V67H74ZM80 66H81V65H80ZM9 67H10V65H9ZM27 67H25V68L23 67V68L26 69V70H28L29 68H27ZM32 67H33V66H32ZM41 67L43 68L42 65H41ZM41 67H40V68H41ZM63 67H64V69L58 70V72L61 71L62 75L65 73V70H66V69H65L66 66L63 65ZM63 67H62V68H63ZM78 67H79V65H78ZM95 67H97V66H95ZM98 67H97V68H98ZM263 67H264V66H263ZM0 68H2V66H0ZM7 68H8V66H7ZM7 68H6V69H7ZM30 68H31V67H30ZM57 68H58V67H57ZM69 68L71 69V67H69ZM76 68H77V67H76ZM81 68H82V67H81ZM87 68H88V67H87ZM90 68H92V67H90ZM104 68H106V67H104ZM3 69H2V70L0 69V72H1V71H5V72L7 71V70H3ZM8 69H9V68H8ZM24 69H23V70H24ZM46 69H47V68H46ZM59 69H60V68H59ZM67 69H68V66H67ZM70 69H68V70L70 71ZM77 69H78V68H77ZM93 69H94V68H93ZM93 69H91V70H93ZM95 69H96V68H95ZM100 69H101V68L99 67V70H100ZM102 69H103V68H102ZM10 70H9V71H10ZM23 70H21V72H23ZM38 70H39V67H38ZM38 70H35V72H36V71L38 72ZM47 70H48V69H47ZM54 70L56 71V69H54ZM62 70L64 71V73H63ZM68 70H67V71H68ZM79 70H80V67H79ZM88 70H89V69H88ZM91 70H90V71H91ZM105 70H106V69H105ZM13 71H12V73H13ZM41 71H42V70H41ZM72 71H74V70L72 69ZM76 71H77V70H76ZM76 71H75V72H76ZM96 71H97V69H96ZM117 71H118V70H117ZM28 72L31 73V72H33V70H32V71H28ZM37 72H36V73H37ZM42 72H43V71H42ZM53 72H54V71H53ZM58 72H57V73L55 72V73H54V76H55V74H56V75H58V77H59V75H60L61 73L58 74ZM70 72H71V71H70ZM70 72H68V73L70 74ZM75 72H74V73H75ZM94 72H95V71H94ZM6 73H7V72H6ZM6 73L3 72V74L5 75L4 79L7 77V76H6L7 74H9V76H10L11 71H10V73H7V74H6ZM17 73H18V74H17ZM24 73L26 74L27 72L24 71V72L22 73V75H25ZM30 73H27V76H28V74H30ZM39 73H40V72H39ZM45 73H46V72H45ZM99 73H100V72H99ZM1 74H2V73H0V76H1ZM3 74H2V75H3ZM76 74H77V73H76ZM97 74H98V72H97ZM103 74H104V72H103ZM4 75H3V76H4ZM13 75H14V74H12L11 76L13 77ZM22 75H21V76H22ZM31 75H32V76H29V77H33V76H35L34 73H31ZM40 75H41V74H40ZM52 75H53V74H52ZM71 75L73 76V73H72ZM101 75H102V73H101ZM27 76H26V77H27ZM60 76H61V75H60ZM63 76H65V74H64ZM63 76H62V77H63ZM72 76H71V78H72ZM99 76H100V75H99ZM102 76H103V75H102ZM24 77H25V76H22V80H23ZM69 77H70V75H69ZM69 77H67V79H66V77H65V81H66V80L71 81ZM83 77L85 78V77H87V76L84 75ZM93 77H95V76L93 75L92 78H93ZM97 77H98V76H97ZM103 77H104V76H103ZM1 78H3V77H1ZM9 78H10V77H9ZM9 78H8V77L6 78L7 81L9 80ZM14 78H17V76L14 77ZM18 78H19V80H16V82L20 81V82H18L19 85H20V83H21L22 80H20L21 77L18 76ZM38 78H40V77H38ZM38 78L36 79V78L33 77L32 79H33V80L35 79V80L37 81ZM56 78H57V77H56ZM56 78H54V79H56ZM60 78H61V77H60ZM60 78H59V79H60ZM68 78H69V79H68ZM78 78H79V77H78ZM81 78H82V77L80 76V79H81ZM92 78H91V79H92ZM98 78H99V77H98ZM101 78H102V77H101ZM4 79H3V80H4ZM6 79H5V80H6ZM25 79H26V78H25ZM25 79H24V81H25ZM27 79H29V78L27 77ZM61 79H62V78H61ZM76 79H77V78H76ZM80 79H79V80H80ZM85 79H87V78H85ZM94 79H95V78H94ZM3 80L1 81V83L3 82V86H5V85H4V82H6V81H3ZM35 80H34V81H35ZM43 80H44V77H43ZM50 80H51V79H50ZM50 80H49V81H50ZM62 80L64 81V77H63ZM73 80H75V79H73ZM83 80H84V79H83ZM28 81H29V80H28ZM28 81H27V82H28ZM38 81L41 83L40 80H38ZM57 81H58V83H59L61 80H60V81L57 80ZM63 81H61L62 89H65V88H63V86L65 87V85H67V84L70 83V82H68V83L66 84V83H64L65 81H64V82H63ZM81 81H82V80H81ZM87 81H88V80H87ZM91 81H94V80L92 79ZM99 81H100V80H99ZM102 81H104L103 78H102ZM45 82H46V81H45ZM62 82H63L64 84H62ZM76 82H77V81H76ZM79 82H80V81H79ZM82 82H83V81H82ZM84 82H85V80H84ZM6 83H7V82H6ZM8 83H10V81H9ZM8 83H7V84H8ZM12 83H13V82H12ZM12 83H10L9 85L11 86ZM23 83H24V82H22V84H23ZM25 83H26V81H25ZM29 83H31V81H30ZM29 83H28V84H29ZM37 84H38V83H37ZM37 84H36V85H37ZM54 84H55V82H54ZM56 84H57V82H56ZM74 84H76V83H74V81H73V84H72V85L74 86ZM80 84H81V83H80ZM83 84H84V85H85V84L88 85L89 83L86 82V83H83ZM90 84H92V83H90ZM90 84H89V85H90ZM101 84H103V83L101 82ZM9 85H8V87H10ZM13 85H14V83H13ZM13 85H12V86H13ZM16 85H17V84H16ZM25 85H26V84H25ZM36 85L34 86L36 89H35L33 86H32L31 88H34V90H37V93H38V89H37V88L40 87V84H39V86H36ZM42 85H43V84H42ZM69 85H71V83H70ZM72 85H71V86H72ZM89 85H88V86H89ZM93 85H94V84H93ZM0 86H1V85H0ZM3 86H1V87H3ZM12 86H11V87H12ZM21 86H23V85H20V88H21ZM53 86H54V85H53ZM59 86H60V84H59ZM71 86H70V87H71ZM77 86H78V85H77ZM77 86H75V87L77 88ZM90 86H92V85H90ZM90 86H89V87H90ZM11 87H10V90H12L13 88L15 89L14 91L19 90V89H17V88H19L18 86H17V88H15V86H14L13 88H11ZM27 87H28V86H27ZM27 87H26V88H27ZM29 87H30V86H29ZM29 87H28V88H29ZM48 87H49V86H48ZM66 87H69V86H66ZM83 87H85V86H83ZM31 88H30V89H31ZM40 88H41V87H40ZM42 88H43V87H42ZM42 88H41V89H42ZM49 88H50V87H49ZM54 88H55V91L52 90V91L54 92V94H51V95H57V94H55V93H56V90H58V89H57L56 87H54ZM54 88H52V89H54ZM58 88H59V87H58ZM78 88H79V87H78ZM4 89H5V88H4ZM4 89H3V90H4ZM6 89L9 90L8 88H6ZM22 89H24V88H23V87L21 88V91L23 92ZM92 89H93V88H92ZM0 90H1V89H0ZM7 90H5V93H6V94H8V93H7ZM24 90H25V89H24ZM43 90H44V89H43ZM71 90H72V88H71ZM79 90H80V89H79ZM1 91H2V90H1ZM1 91H0V92H1ZM14 91H13V92H14ZM19 91H20V90H19ZM48 91H49V90H48ZM65 91H66V90H65ZM65 91H64L63 95H65ZM68 91H69V88H68V90H67V93H68ZM77 91H78V90H77ZM85 91H86V90H85ZM85 91H84V92H85ZM8 92H9V91H8ZM10 92H11V91H10ZM28 92H29V90H28ZM32 92H33V91H31V94H29V96L31 95L32 97H34L35 94H34V96H33ZM35 92H36V91H35ZM40 92L42 93V90H41ZM43 92H44V91H43ZM73 92L77 93L76 91H73ZM80 92H81V91H80ZM3 93H4V92H2L1 94H3ZM16 93H17V92H16ZM16 93L14 92V94H16ZM25 93H26V92H25ZM29 93H30V92H29ZM41 93H40V96H42ZM58 93H60V91H59ZM6 94H4V95L6 96V98L10 97V96H9L10 93L8 94V96H7ZM11 94H12V93H11ZM11 94H10V95H11ZM14 94H13V95H14ZM19 94H20V92H19ZM43 94L46 95V92L43 93ZM68 94H69V93H68ZM77 94H78V93H77ZM79 94H80V93H79ZM79 94H78V95H79ZM87 94H88V93H87ZM13 95H11V97H12ZM36 95H37V94H36ZM59 95H61V94H59ZM78 95H76V96L78 97ZM81 95H82V94H81ZM85 95H86V94H85ZM85 95H83L85 98H83V97L81 98V97L79 96V99L83 101V99H86V98L89 97V96L86 97ZM18 96H19V95H18ZM18 96L15 95L16 98H18ZM20 96H21V94H20ZM23 96H24V95H23ZM23 96H21L20 99H22ZM26 96H27V95H26ZM43 96H44V95H43ZM47 96H49V95H47ZM66 96H67V95H66ZM66 96H65V97H66ZM71 96H73V95H71ZM11 97H10V98H11ZM35 97H36V96H35ZM50 97H51V96H50ZM53 97H59V96L57 95V96H53ZM62 97H63V96H62ZM0 98H3V97H0ZM6 98H5V97L3 98V102L7 100ZM16 98H14V99L16 100ZM23 98H24V97H23ZM30 98H31V97H29V98L27 97L28 100H29ZM42 98H43V97H42ZM42 98H41V99H42ZM44 98H46V97H44ZM48 98H49V97H48ZM51 98H52V97H51ZM66 98H67V97H66ZM66 98H64V99H66ZM4 99H5V100H4ZM27 99L25 98V100H27ZM53 99H54V98H53ZM62 99H63V98H62ZM64 99H63V100H64ZM71 99H72V98H71ZM71 99L69 98V99H67V100L69 101V100H71ZM73 99H74V98H73ZM79 99H78V100H79ZM8 100H10V99H8ZM33 100H34V99H32V101H33ZM39 100H40V98H39ZM51 100H52V99H50L49 101H51ZM54 100H55V99H54ZM54 100H52V102H55V101H56V100H55V101H54ZM60 100H61V99H60ZM63 100H61V101H63ZM67 100H66V102H67ZM87 100H88V99H87ZM89 100H90V99H89ZM89 100H88V101H89ZM13 101H14V100H13ZM13 101L10 100V103H12ZM19 101H20V100H19ZM22 101L24 102L23 99H22ZM22 101H21V102H22ZM29 101H30V100H29ZM32 101H31V102H32ZM34 101H35V100H34ZM36 101H37V99H36ZM36 101H35V102H36ZM45 101H46V100H45ZM57 101H58V100H57ZM76 101H77V100H75V101H74L75 103H73V104H76V105H77L79 101H77V103H76ZM82 101H81V102H82ZM85 101H86V100H85ZM1 102H2V100H1ZM3 102H2V103H3ZM8 102H9V101H8ZM27 102H28V101H26V103H27ZM35 102H34V103H35ZM39 102H40V101H39ZM41 102H42V101H41ZM52 102H51V104H52ZM66 102H65V103H66ZM71 102H73V100H72ZM4 103H5V102H4ZM26 103H25V106L28 105V103H30V102H28L27 104H26ZM34 103H33V104H34ZM42 103H43V102H42ZM46 103H47V102H46ZM48 103H49V102H48ZM56 103L58 104V102H56ZM59 103H61V102L59 101ZM63 103H64V102H63ZM86 103H87V102H86ZM44 104H45V102H44ZM54 104H55V103H54ZM61 104H62V103H61ZM80 104H81V103H80ZM11 105H12V104H11ZM11 105H10V106H11ZM29 105H30V104H29ZM36 105H37V104H36ZM40 105H41V104H40ZM42 105H43V104H42ZM42 105H41L40 107H42ZM59 105H60V104H59ZM62 105H64V104H62ZM1 106H2V105H0V109L2 108ZM45 106H46V105H44V107H45ZM49 106H51V105L49 104L48 107H49ZM56 106H57V105H56ZM65 106H66V108H67V103H66ZM69 106H71V104H69ZM72 106H73V105H72ZM74 106H75V105H74ZM8 107H9V106H5V107H3V109L5 108L4 111H6V109H9ZM13 107L17 108L18 106H17V107H16V106H13ZM13 107H12V108H13ZM26 107H27V106H26ZM30 107H31V105H30ZM32 107H34V106H32ZM32 107H31V109H32ZM61 107L63 108V106H61ZM75 107H76V106H75ZM75 107H74V108H75ZM77 107H80V106L78 105ZM81 107H82V106H81ZM15 108H14V109H15ZM19 108H21V106H20ZM24 108H25V107H24ZM57 108L60 110L59 107H57ZM64 108H65V107H64ZM66 108H65V109H66ZM14 109H10V111H9V110H7V111H8V113L11 112V111H13V113H14ZM26 109H27V108H26ZM36 109H38V107H37ZM43 109H44V108H43ZM50 109L52 110L53 108L50 107ZM50 109L47 108V111H48V112H46L45 109H44V112H46V114H48V113L50 112V111H49ZM65 109H64V110H65ZM68 109H69V108H68ZM75 109H76V108H75ZM15 110H16V109H15ZM17 110H18V108H17ZM17 110H16V111H17ZM55 110H57V109H55ZM72 110H74V109H72ZM4 111L2 110V113H3ZM7 111H6V112H7ZM19 111H20V110H19ZM37 111H39V110H37ZM37 111H35V112H37ZM65 111H66V110H65ZM70 111H71V110H70ZM6 112H5V113H6ZM17 112H18V111H17ZM21 112H22V111H21ZM26 112H27V110H26ZM54 112H55V111H53V113H54ZM61 112H62V110H61ZM61 112H60V113H61ZM5 113H3V115H4ZM8 113H6V114L8 115ZM13 113H11V114H13ZM42 113H43V111H42ZM63 113H64V112H63ZM71 113H72V112H71ZM89 113H90V112H89ZM15 114H16V112H15ZM17 114H19V113H17ZM17 114L15 115V116H16L15 118H17ZM23 114H24V113H23ZM29 114H30V112H29ZM40 114H41V113H40ZM49 114H50V113H49ZM49 114H48L47 116H45V117H48ZM51 114H52V112H51ZM55 114H56V113H55ZM58 114H59V113H58ZM90 114H91V113H90ZM27 115H28V114H27ZM33 115H34V114H33ZM56 115H57V114H56ZM59 115H60V114H59ZM65 115H66V114H65ZM67 115H68V113H67ZM72 115H73V114H72ZM5 116H6V115H5ZM8 116H10V113H9ZM8 116H7V117H8ZM19 116H20V114H19ZM28 116H29V115H28ZM53 116H54V115H53ZM20 117H22V116H20ZM20 117H19V119H20ZM29 117H31V116H29ZM32 117H33V116H32ZM49 117H51V116H49ZM66 117H68V116H66ZM3 118H4V116L2 117V120L5 122V119H6V118H5V119H3ZM22 118H23V117H22ZM34 118H36V117L34 116ZM34 118H33V119H34ZM52 118H53V117H52ZM61 118H63V114L61 115ZM7 119H8V118H7ZM10 119H11V118H10ZM30 119H31V118H30ZM30 119H29V121H30ZM63 119H64V118H63ZM63 119H62V121H63ZM8 120H9V119H8ZM23 120H24V118H23ZM23 120H22V121H23ZM31 120H32V119H31ZM37 120H38V119H37ZM44 120H45V119H44ZM51 120H52V119H51ZM54 120H55V119H54ZM0 121H1V120H0ZM12 121H13V120H12ZM18 121H19V120H18ZM20 121H21V120H20ZM22 121H21L20 124H22ZM26 121H27V120H26ZM42 121H43V120H42ZM59 121H60V120H59ZM59 121H58V122H59ZM64 121H65V119H64ZM64 121H63V122H64ZM33 122H34V121H33ZM1 123H2V121H1ZM8 123H9V122L7 121L6 125H7ZM10 123H12V122H10ZM31 123H32V122H31ZM2 124H3V123H2ZM20 124H18V125H20ZM24 124H25V123H24ZM28 124H29V123H28ZM34 124H35V123H34ZM38 124H39V122H38ZM44 124H45V123H44ZM52 124H53V122H52ZM55 124L57 125L58 123L55 122ZM55 124H54V125H55ZM4 125H5V123H4ZM22 125H23V124H22ZM22 125H21V126H22ZM9 126H10V125L8 124V127H7L6 129H8L9 131H11V129L9 128ZM15 126H17V125H15ZM35 126L38 127V125H35ZM39 126H40V125H39ZM0 127H2V125H0ZM5 127H6V126H5ZM5 127H4V128H5ZM12 127H13V125H12ZM29 127H30V125H29ZM41 127H42V126H41ZM17 128H18V127H17ZM17 128H16V129H17ZM24 128H25V127L21 128V129H24ZM51 128H52V127H51ZM6 129H5V130H6ZM21 129H19V133H20L21 131H23V130H21ZM33 129H34V128H33ZM40 129H41V128H40ZM40 129H39V130H40ZM47 129L49 130V127H48ZM61 129H62V128H61ZM0 130H4L3 127H2V129L0 128ZM30 130H31V129H30ZM30 130H29L28 132H30ZM58 130H59V129H58ZM58 130H57V131H58ZM25 131H26V130H25ZM3 132H4V131H3ZM3 132H0V133H3ZM5 132H8V131L6 130ZM17 132H18V130H17ZM26 132H27V131H26ZM44 132H45V131H44ZM44 132H43V133H44ZM55 132H56V131H55ZM55 132H53L54 135H55ZM12 133H13V130H12ZM12 133L10 132L9 134H12ZM30 133H31V132H30ZM32 133H33V132H32ZM39 133H40V132H39ZM49 133H50V132H49ZM58 133H59V132H58ZM7 134H8V133H7ZM21 134H22V133H21ZM21 134H20V135H21ZM35 134H36V133H35ZM40 134H41V133H40ZM56 134H57V132H56ZM22 135H23V134H22ZM25 135H26V134H25ZM7 136H8V135H7ZM9 136H10V135H9ZM12 136H13V135H12ZM17 136H19V135H16V137H17ZM1 137H2V141H3V138H4L3 134H2ZM1 137H0V138H1ZM5 137H6V135H5ZM10 137H11V136H10ZM49 137H51V136H49ZM21 138H22V137H21ZM45 138H46V137H45ZM8 139H9V138H8ZM14 139H15V138H14ZM17 139H19V138H17ZM23 139H24V138H23ZM23 139H21V142H22ZM41 139H42V138H41ZM46 139H47V138H46ZM219 139H220V138H219ZM9 140H10V139H9ZM24 140H25V139H24ZM0 141H1V140H0ZM4 141H6V140H4ZM16 141H17V140H16ZM28 141H29V140H28ZM6 142H7V141H6ZM9 142H11V144H12V141H9ZM14 142H15V140H14ZM14 142H13V143H14ZM17 142H18V141H17ZM32 143H34V142H32ZM235 143H236V142H235ZM5 144H6V143H5ZM18 144H19V143H18ZM24 144H25V143H24ZM24 144H23V145H24ZM52 144H53V143H52ZM20 145H21V143H20ZM30 145H31V144H30ZM246 145H247V144H246ZM256 145H257V143H256ZM1 146H2V145H1ZM3 146H4V145H3ZM10 146H11V145H10ZM13 146H14V144H13ZM15 146H16V144H15ZM17 146H19V145H17ZM17 146H16V147H17ZM25 146H26V145H25ZM28 146H29V145H28ZM21 147H23V146H21ZM2 148H3V147H2ZM11 148H12V146H11ZM23 148H24V147H23ZM23 148H22V149H23ZM25 148H26V147H25ZM29 148H30V147H29ZM47 148H48V147H47ZM18 149H19V148H18ZM27 149H28V148H27ZM35 149H36V148H35ZM6 150L8 151V149H6ZM14 150H15V147H14ZM23 150H24V149H23ZM30 150H31V148H30ZM43 150H44V149H43ZM185 150H186V149H185ZM7 151H6V152H7ZM24 151H25V150H24ZM8 152H9V151H8ZM8 152H7V153H8ZM14 152H15V151H14ZM26 152H27V151H26ZM1 153H2V152H1ZM18 153H19V152H18ZM34 153H35V152H34ZM34 153H33V154H34ZM11 154H12V153H11ZM13 154H17V153L15 152V153H13ZM4 155H5V154H4ZM6 155H7V154H6ZM17 155H18V154H17ZM17 155H16V156H17ZM235 155H236V154H235ZM252 155H254V154H252ZM9 156H10V155H8L7 158H8ZM12 156H13V155H12ZM20 156H21V155H20ZM20 156H17V157H20ZM31 156H32V155H31ZM236 156H237V155H236ZM237 157H238V156H237ZM33 158H34V157H33ZM254 158H255V157H254ZM262 158H263V157H262ZM21 159H22V157L20 158V160H21ZM178 159H179V158H178ZM263 159H264V158H263ZM0 160H1V159H0ZM3 160H4V159H3ZM3 160H2V161H3ZM18 160H19V159H18ZM31 160H32V158H31ZM35 160H36V159H35ZM258 160H259V159H258ZM258 160H257V162H258ZM261 160H262V159H261ZM18 162H19V161H18ZM20 162H21V161H20ZM20 162H19V164L22 163V162H21V163H20ZM24 162H25V161H24ZM36 162H37V161H34V163H36ZM214 162H215V165H216V161H214ZM214 162H213V163H214ZM219 162H220V161H219ZM227 162H228V161H227ZM248 162H249V160H248ZM0 164H1V162H0ZM10 164H11V162H10ZM13 164H14V163H13ZM16 164H17V163H16ZM211 164H212V163H211ZM220 164H221V163H220ZM229 164H231V163H229ZM21 165H22V164H21ZM31 165H32V164H31ZM40 165H41V164H40ZM217 165H218V164H217ZM239 165H240V164H239ZM11 166H12V165H11ZM13 166H15V165H13ZM16 166H17V165H16ZM34 166H35V164H34ZM206 166H207V165H206ZM199 167H200V166H199ZM204 167H205V166H204ZM246 167H247V166H246ZM1 168H2V167H1ZM1 168H0V169H1ZM23 168H24V167H23ZM31 168H32V167H31ZM36 168H37V166H36ZM36 168H35V169H36ZM201 168H202V165H201ZM215 168H216V166H215ZM239 168H240V167H239ZM20 169H21V168H20ZM198 169H200V168H198ZM1 170H2V169H1ZM22 170H23V169H22ZM33 170H34V169H33ZM201 170H202V169H200L199 171H201ZM204 170H205V169H204ZM224 170H225V169H224ZM3 171H4V170H3ZM34 171H35V170H34ZM141 171H142V169H141ZM194 171H195V170H194ZM199 171H198V172H199ZM25 172H26V171H25ZM142 172H143V171H142ZM32 173H33V172H32ZM32 173H30V174H32ZM0 174H1V173H0ZM143 174H144V173H143ZM230 174H232V173H230ZM230 174H229V175H230ZM34 175H35V174H34ZM234 175H235V174H234ZM4 176H5V175H4ZM18 177H19V176H18ZM146 177H147V179L149 178L148 176H146ZM0 178H3V177L0 176ZM33 178H34V177H33ZM6 179H7V178H6ZM67 179H68V178H67ZM241 179H242V178H241ZM4 180H5V179H4ZM4 180H3V181H4ZM30 180H31V179H30ZM68 181H69V180H68ZM218 181H219V180H218ZM22 182H24V181H22ZM175 182H176V181H175ZM159 183H160V182H159ZM163 183H164V182H163ZM177 183H178V182H177ZM33 184H34V183H33ZM122 184H123V183H122ZM167 184H169V183H167ZM25 185H26V184H25ZM127 185H128V184H127ZM178 185H179V184H178ZM3 186H4V184H3ZM11 186H12V185H11ZM181 186H182V184H181ZM16 187H17V186H16ZM25 187H26V186H25ZM127 187H128V186H127ZM183 187H184V186H183ZM11 188H13V187H11ZM125 188H126V187H125ZM3 189L5 190V188H3ZM23 189H25V188H23ZM4 190H1V191H4ZM7 191H8V190H7ZM7 191H4V193H6ZM158 191H159V190H158ZM195 191H196V190H195ZM12 192H13V191H12ZM20 192H21V191H20ZM163 192H164V191H163ZM17 193H19V192H17ZM17 193H16V194H17ZM34 193H35V192H34ZM167 193H168V192H166V194H167ZM0 194H1V193H0ZM6 194H7V193H6ZM13 194H14V193H13ZM22 194H23V193H22ZM113 194H114V193H113ZM163 194H164V193H163ZM10 195H12V194H10ZM17 195H18V194H17ZM23 195H24V194H23ZM100 195H101V194H100ZM167 195H169V193H168ZM3 196H5V195H3ZM14 196H15V195H14ZM25 196H26V195H25ZM27 196H28V195H27ZM169 196H170V195H169ZM9 197H10V196H9ZM39 197H40V196H39ZM166 197H167V196H166ZM5 198H6V197H5ZM7 198H8V195H7ZM19 198H20V197H19ZM22 198H23V197H22ZM32 198H33V197H32ZM169 198H170V197H169ZM169 198L167 197V200H168ZM177 198H178V197H177ZM0 199H1V197H0ZM12 199H13V197H12ZM23 199H24V198H23ZM172 199H173V198H172ZM172 199H171V201H173ZM2 200H4L3 197H2ZM15 200H16V199H15ZM6 201H7V199H6ZM169 201H170V200H169ZM2 202H3V201H2ZM11 202H12V201H11ZM174 202H175V199H174ZM0 203H1V202H0ZM4 203H5V200H4ZM8 203H9V202H8ZM12 203H14V202H12ZM137 203H138V202H137ZM137 203H136V204H137ZM172 203H173V202H172ZM201 203H204V201L201 202ZM201 203H200V206H202V205H203V206L200 207V208L203 209V208H204V204L201 205ZM5 204H6V203H5ZM9 204H10V203H9ZM19 204H20V203H19ZM170 204H171V203H170ZM3 205H4V204H3ZM3 205H2V207H3ZM105 205H106V204H105ZM134 205H135V204H133V207H134ZM6 206H8V205L6 204L4 207H6ZM13 206H14V205H13ZM135 206H136V205H135ZM8 207H10V206H8ZM11 207H12V206H11ZM44 207H45V206H44ZM150 207H151V206H150ZM150 207H149V208H150ZM216 207H217V206H216ZM46 208H47V207H46ZM138 208H139V207H138ZM195 208H196V207H195ZM226 208H227V207H226ZM2 209H3V208H2ZM5 209H7V207H6ZM8 209H9V208H8ZM12 209H13V208H12ZM14 209H16V208H14ZM14 209H13V210H14ZM26 209H27V208H26ZM134 209H135V208H133V210L131 209V213L128 212L129 210H127V212L130 213V214H132V215H133V214H134V215H137V214L134 213V212H135ZM3 210H4V209H3ZM9 210H11V209H9ZM18 210H19V209H18ZM39 210H40V209H39ZM104 210H106V209H104ZM111 210H112V209H111ZM149 210H150V211H149ZM149 210H148V211L151 212V213L148 212L149 215L154 213L153 211H151V208H150ZM5 211H7V210H4V212H5ZM133 211H134V212H133ZM11 212H12V211H11ZM19 212H20V211H19ZM103 212H104V211H103ZM103 212H102V213H103ZM132 212H133V213H132ZM145 212H146V211H145ZM2 213H3V212H2ZM112 213H113V212H112ZM112 213H111V214H112ZM122 213H123V212H122ZM161 213H162V211H161ZM171 213H172V212H171ZM188 213L191 214L190 212H188ZM8 214H9V213H8ZM8 214H6V215H8ZM13 214H14V212H13ZM13 214H12V215H13ZM125 214H126V213H125ZM130 214H129V215H130ZM154 214H155V213H154ZM158 214H159V212H158ZM163 214H164V212H163ZM207 214H208V213H207ZM6 215L4 214V215H2V217L5 218L4 216H6ZM23 215H24V214H23ZM121 215H122V214H121ZM129 215H128V216H129ZM132 215L130 216V218L132 217ZM183 215H185V214H183ZM183 215H182L181 217H185V216H183ZM187 215H188V214H187ZM8 216H9V215H8ZM17 216H18V215H17ZM125 216H126V215H125ZM128 216H127V217H128ZM155 216H156V214L154 215V217H155ZM163 216H164V215H163ZM189 216H190V215H189ZM193 216H194V215H193ZM199 216H200V215H199ZM9 217H11V216H9ZM9 217H8V220H9ZM24 217H25V215H24ZM24 217H23V218H24ZM112 217H113V216H111V219H112ZM114 217H115V215H114ZM134 217H136V216H134ZM134 217H132L133 219H131L132 222H133L134 219H135ZM144 217H145V216H144ZM152 217H153V216H151V218H152ZM178 217H179V216H178ZM181 217H180V218H181ZM196 217H198V215H197ZM11 218H12V217H11ZM11 218H10V219H11ZM100 218H101V217H100ZM148 218H150V217H148ZM191 218H192V217H191ZM199 218H200V217H199ZM209 218H210V217H209ZM209 218H208V219H209ZM104 219H105V218H104ZM111 219H110V220H111ZM146 219H147V218H146ZM158 219H159V218H158ZM193 219L196 221V219H198V218H196V219L193 218ZM193 219H192V221H193ZM211 219H212V218H211ZM0 220H3V219L0 218ZM96 220H98V219H96ZM128 220H130V219H128ZM180 220H181V219H180ZM206 220H207V219H206ZM206 220H205V221H206ZM209 220H210V219H209ZM4 221H6V220L4 219ZM11 221L13 222V218L11 219ZM22 221H23V220H22ZM37 221H38V219H37ZM159 221H160V220H159ZM9 222H10V221H9ZM9 222H8V224H9ZM14 222H15V221H14ZM16 222H17V221H16ZM93 222H94V221H93ZM107 222H108V221H107ZM115 222H116V220H115ZM132 222H131V224L134 225ZM157 222H158V220H157V218H156V223H155V224H158ZM183 222H184V221H183ZM196 222H197V221H196ZM196 222H195V223H196ZM0 223H2V222H0ZM6 223H7V222H6ZM34 223H35V222H34ZM94 223H95V222H94ZM135 223H137V222H135ZM160 223H161V222H160ZM160 223H159V224H160ZM184 223H185V222H184ZM192 223H193V222H192ZM204 223H205V222H204ZM206 223L209 224V221H208V222L206 221ZM3 224L5 225V222H4ZM14 224H16V223H14ZM29 224H30V223H29ZM101 224H102V223H101ZM159 224H158V225H159ZM211 224H212V223H211ZM17 225H18V223H17ZM92 225H94V224H92ZM92 225H91V226H92ZM109 225H110V224H109ZM153 225H154V222H153ZM189 225H190V224H189ZM5 226H6V225H5ZM7 226H8V225H7ZM7 226H6V228H7ZM18 226H19V225H18ZM26 226H27V225H26ZM135 226H136V225H135ZM209 226H210V224H209ZM209 226H208V227H209ZM0 227H2L1 224H0ZM3 227H4V226H3ZM8 227H9V226H8ZM32 227H33V226H32ZM121 227H122V226H121ZM153 227H154V226H153ZM159 227H160V225H159ZM204 227H205V224H204ZM230 227H231V226H230ZM109 228H110V227H109ZM189 228H190V227H188L187 229L190 230ZM200 228H201V227H200ZM202 228H203V226H202ZM263 228H264V227H263ZM0 229H1V228H0ZM9 229H11V227H10ZM9 229L7 228V230H9ZM131 229H132V228H131ZM152 229H153V230L150 229L151 232L155 231L154 228H152ZM160 229H163V227L160 228ZM3 230H5V227H4ZM118 230H119V229H118ZM158 230H159V229H156V231H158ZM15 231H16V230H15ZM207 231H208V229H206V232H207ZM9 232H10V231H9ZM208 232H210V231H208ZM208 232H207V233H208ZM7 233H8V232H7ZM12 233H15V232L13 231ZM12 233H10V234H12ZM20 233H21V232H20ZM153 233H154V232H153ZM197 233H198V232H197ZM229 233H230V232H229ZM8 234H9V233H8ZM209 234H210V233H209ZM0 235L2 236V238L4 237V235H2V234H0ZM13 235H14V236H13ZM13 235H12V237H10V238H15V234H13ZM17 235H18V234H17ZM199 235H200V234H199ZM203 235H204V234H203ZM110 236H111V235H110ZM182 236H183V235H182ZM18 237H19V236H18ZM18 237H17L16 239H14V241H15V240L17 241V240H18ZM86 237H87V236H86ZM115 237H116V236H115ZM117 237H118V236H117ZM206 237H207V236H206ZM215 237H216V236H215ZM6 238H7V237H5V239H6ZM24 238H25V237H24ZM91 238H92V237H91ZM0 239H1V238H0ZM20 239H21V238H20ZM153 239H154V237H153ZM168 239H169V238H167L166 240H168ZM172 239H173V238L170 237V241H171ZM189 239H190V238H189ZM210 239H211V238H210ZM232 239H233V238H232ZM7 240H8V238H7ZM7 240H6L5 243H8ZM88 240H89V239H88ZM205 240H206V238H205ZM205 240H204V241H205ZM235 240H236V238H235ZM3 241H4V240H2V242H3ZM9 241H10V239H9ZM11 241H12V240H11ZM154 241H155V240H154ZM168 241H169V240H168ZM170 241H169V242H170ZM2 242H0V243L2 244ZM99 242H100V241H99ZM111 242H112V241H111ZM169 242H168V243H169ZM206 242H207V241H206ZM208 242H209V240H208ZM229 242H230V241H229ZM239 242H240V241H239ZM30 243H31V242H30ZM88 243H89V242H88ZM97 243H98V242H97ZM162 243H163V242H162ZM216 243H217V242H216ZM237 243H238V242H237ZM3 244H4V242H3ZM8 244H9V243H8ZM13 244H14V243H13ZM13 244H12V245H13ZM90 244H93V243L90 242ZM166 244H167V243H166ZM211 244H212V243H211ZM232 244H233V243H232ZM6 245H7V244H6ZM6 245H5V246H6ZM10 245H11V244H10ZM12 245H11V246H12ZM213 245H214V244H213ZM0 246H4V245H0ZM11 246H10V247H11ZM211 246H212V245H211ZM233 246H234V245H233ZM237 246H238V245H237ZM17 247H18V246H17ZM90 247H91V245H90ZM96 247H97V246H95V248H96ZM102 247H103V246H102ZM215 247H216V246H215ZM1 248L3 249V247H1ZM6 248H8V247H5V250H6ZM19 248H20V247H19ZM246 248H247V247H246ZM2 249H0V251H2ZM96 249H97V248H96ZM120 249H121V248H120ZM164 249H165V248H164ZM208 249H209V248H208ZM215 249H216V248H215ZM5 250H4V253H5ZM12 250H13V249H11V251H12ZM14 250H17V248H15ZM102 250H103V249H102ZM157 250H158V249H157ZM162 250H163V249H162ZM211 250H212V249H211ZM211 250H210V251H211ZM236 250H237V249H236ZM7 251H8V249L6 250V252H7ZM91 251H92V250H91ZM99 251H100V250H99ZM163 251H164V250H163ZM165 251H167V250H165ZM173 251H174V250H173ZM214 251H215V250H214ZM241 251H242V250H241ZM95 252H96V251H95ZM156 252H157V251H156ZM208 252H209V250H208ZM218 252H219V251H218ZM0 253H1V252H0ZM4 253H3V255H4ZM10 253H11V252H9V253L7 252V253H5V254H10ZM91 253H92V252H91ZM166 253H167V252H166ZM176 253H177V252H176ZM211 253H212V252H211ZM211 253L209 252V254H211ZM11 254H12V253H11ZM96 254H97V253H96ZM167 254H168V253H167ZM215 254H216V253H215ZM227 254H228V253H227ZM0 255H1V257H0V259H1L3 256H2V254H0ZM168 255H169V254H168ZM172 255H173V253H172L170 256H172ZM4 256H5V255H4ZM27 256H28V255H27ZM95 256H96V255H95ZM121 256H122V255H121ZM178 256H179V255H178ZM13 257H14V256H13ZM3 258H4V259H7L8 256L6 255V258H5V257H3ZM3 258L1 259V261L3 260ZM10 258H11V257H9V259H10ZM20 258H21V257H20ZM177 258H178V257H177ZM214 258H215V257H214ZM9 259H8V260H9ZM28 259H29V258H28ZM171 259H172V258H171ZM171 259H170V260H171ZM174 259H176V255H175V258H174ZM179 259H180V256H179ZM16 260H17V259H16ZM101 260H102V259H101ZM170 260H169V261H170ZM216 260H217V259H216ZM223 260H224V259H223ZM4 261H5V260H3V262H2L1 264H4ZM169 261H168L167 263H169ZM172 261H173V260H172ZM174 261H175V260H174ZM212 261H213V260H212ZM217 261H218V260H217ZM8 262H9V261H7V263H8ZM12 262H13V261H12V259H11V262H10V263H12ZM26 262H27V261H26ZM163 262H164V261H163ZM165 262H166V261H165ZM5 263H6V262H5ZM14 263H15V261H14ZM88 263H89V261H88ZM214 263H215V261H214ZM16 264H17V263H16ZM23 264H24V263H23ZM25 264H27V263H25ZM103 264H106V263L104 262ZM211 264H213V263H211ZM215 264H216V263H215Z\"/></svg>",
    "mask_w": 264,
    "mask_h": 264
}]
</instances>
